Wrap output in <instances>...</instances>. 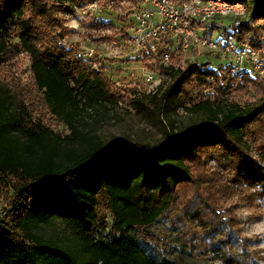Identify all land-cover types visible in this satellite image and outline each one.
<instances>
[{
	"label": "trees",
	"instance_id": "trees-1",
	"mask_svg": "<svg viewBox=\"0 0 264 264\" xmlns=\"http://www.w3.org/2000/svg\"><path fill=\"white\" fill-rule=\"evenodd\" d=\"M83 1L0 0V77L14 89L12 106L0 83V197L8 204L0 264H183L152 258L132 236L162 245L147 226L180 205L185 223L205 230L219 260L264 264L248 249L235 215L216 207L235 194L264 206V79L246 68L231 74L229 64L188 61L177 51L168 66H155L168 79L165 89L140 96L117 83L106 58L95 69L76 56L80 45L64 43L72 32L66 16ZM230 1L244 2L248 16L223 35L264 56V0ZM80 24L91 42H127V25L109 15ZM17 54L29 59L32 84L8 72ZM237 94L255 100L242 105ZM134 101L164 125L156 143L106 139L99 120L86 124L110 105ZM179 109L204 117L175 128L167 121ZM210 162L217 170H206ZM190 185L206 196L185 207Z\"/></svg>",
	"mask_w": 264,
	"mask_h": 264
},
{
	"label": "rangeland",
	"instance_id": "rangeland-1",
	"mask_svg": "<svg viewBox=\"0 0 264 264\" xmlns=\"http://www.w3.org/2000/svg\"><path fill=\"white\" fill-rule=\"evenodd\" d=\"M111 17L115 18L114 14H112ZM231 22V18H224L222 21L216 20V24L220 27L213 30V39H221L223 41L226 37L223 36L224 28L228 27ZM66 23L72 29V32L64 39V43L69 46L78 44L83 47L95 48L99 55L106 58L108 64L112 65L108 70L115 79L121 84L130 83L129 77H127L130 75L129 69L123 71L119 69L116 70L115 67H113V65L117 64L123 65L122 63L115 62L118 60L115 58L123 57L122 54L125 49L124 46H122L123 44L120 45L118 41L117 44H98L91 42L84 33L85 28L81 26L80 22L78 23L77 20L75 21L71 15L66 16ZM208 34L210 35V32ZM186 59L188 61H194L193 58L188 56H186ZM196 61L200 64L209 63V66L215 69L220 67V65H227L231 62L228 57H219L216 54L207 53H201ZM30 65L28 58L21 56V54H17V56L10 61L7 70L13 77L17 78L19 82L29 85L33 83ZM130 65L136 66L139 64L135 63ZM160 66L162 65H156L157 68ZM2 74H6V71H3ZM167 80L163 72L158 70V78L156 81V85L158 86L157 92L165 89V84L168 83ZM0 83L7 92V102L14 106V89L10 78L3 79L0 77ZM234 98L242 105L247 104L248 101L251 102L255 100V97L252 95L243 96L237 94ZM94 115L95 116L92 118L86 117V124H95V120H99L97 123H100L98 131L106 139L119 136L133 142L153 144L162 136V128L164 125L159 121L157 115L149 111L145 107V104L138 101H134L130 104H113L109 106V112L106 115L102 116L101 113ZM203 117L202 115L191 114L184 109H179L178 111H172L171 118L167 122L170 126L173 124L175 128H182L186 125L197 123L203 119ZM59 129L67 132L63 126H60ZM205 168L208 171L217 170L213 162H210V164L207 163ZM185 191L188 192V196L185 198L184 202L185 207H187L190 202L194 201L197 203L206 196V193L196 191L194 185L186 187ZM259 204L260 205L256 207L252 206L248 200L235 194L231 196H222L217 200L216 207L218 211L220 210L226 217L231 214L235 215L241 234L246 239L248 249L257 256H264V206L261 205V203ZM7 205V202L2 201L0 197V219L5 218ZM183 209V205H180L173 213L147 226L149 231L154 232L155 235L163 241L162 245L147 243L138 236L136 231L132 232V236L139 241L146 249V252L156 260L168 259L183 264H225L216 257L217 255L215 252L209 250L206 239H204L205 230L202 227L191 225V223H185V217H182ZM61 231L62 230H60V232Z\"/></svg>",
	"mask_w": 264,
	"mask_h": 264
},
{
	"label": "built area",
	"instance_id": "built-area-1",
	"mask_svg": "<svg viewBox=\"0 0 264 264\" xmlns=\"http://www.w3.org/2000/svg\"><path fill=\"white\" fill-rule=\"evenodd\" d=\"M112 14L115 18H111L127 25V42L122 45L125 49L120 59H131L121 62L122 70L129 69L128 86L135 89L138 95L158 91L155 66H168L177 51L194 60L201 53L228 57L231 74L246 68L254 76L264 79V56L257 49L249 44H241L231 36H226L223 41L212 37L213 30L220 27L216 20L231 18V24L224 28L227 30L241 26L248 16L247 6L242 1L84 0L75 6L71 16L80 22L88 16ZM84 33L88 36L90 31L85 29ZM117 41L112 43L117 44ZM76 56L95 69L99 68V57H102L95 48L81 45ZM135 63L139 65H130Z\"/></svg>",
	"mask_w": 264,
	"mask_h": 264
},
{
	"label": "crops",
	"instance_id": "crops-1",
	"mask_svg": "<svg viewBox=\"0 0 264 264\" xmlns=\"http://www.w3.org/2000/svg\"><path fill=\"white\" fill-rule=\"evenodd\" d=\"M76 21V20H75ZM78 22V21H77ZM79 23V22H78ZM73 27V26H72Z\"/></svg>",
	"mask_w": 264,
	"mask_h": 264
}]
</instances>
